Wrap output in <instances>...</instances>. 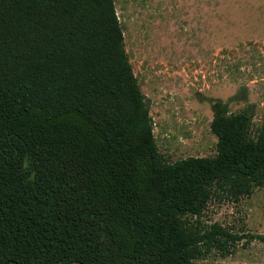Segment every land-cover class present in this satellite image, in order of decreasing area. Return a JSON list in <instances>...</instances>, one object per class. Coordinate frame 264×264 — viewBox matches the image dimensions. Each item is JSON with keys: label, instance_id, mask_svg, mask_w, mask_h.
Wrapping results in <instances>:
<instances>
[{"label": "trees", "instance_id": "16d2710c", "mask_svg": "<svg viewBox=\"0 0 264 264\" xmlns=\"http://www.w3.org/2000/svg\"><path fill=\"white\" fill-rule=\"evenodd\" d=\"M215 156L164 159L115 0H0V264H197L248 238L212 197L264 185V124L212 103Z\"/></svg>", "mask_w": 264, "mask_h": 264}, {"label": "rangeland", "instance_id": "374dc122", "mask_svg": "<svg viewBox=\"0 0 264 264\" xmlns=\"http://www.w3.org/2000/svg\"><path fill=\"white\" fill-rule=\"evenodd\" d=\"M125 47L146 94L154 132L170 163L215 156L212 103L250 109L251 134L264 124V0H115ZM202 226L264 234V185L232 200L215 194ZM197 264H264V242L247 237Z\"/></svg>", "mask_w": 264, "mask_h": 264}]
</instances>
